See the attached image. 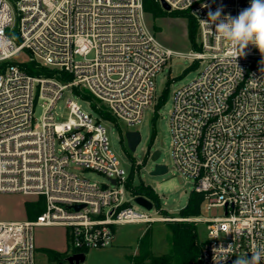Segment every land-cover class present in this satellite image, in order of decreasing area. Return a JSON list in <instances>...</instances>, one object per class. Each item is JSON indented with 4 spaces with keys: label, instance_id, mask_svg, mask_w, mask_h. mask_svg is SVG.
Here are the masks:
<instances>
[{
    "label": "built area",
    "instance_id": "1",
    "mask_svg": "<svg viewBox=\"0 0 264 264\" xmlns=\"http://www.w3.org/2000/svg\"><path fill=\"white\" fill-rule=\"evenodd\" d=\"M164 1L197 21L196 50L165 45L146 21L143 0H0V39L15 36L0 51V194L44 202L33 219H0V264H35L37 226L65 227L78 252L112 245L117 225L164 219L134 201L104 118L72 99L67 120H56L55 108L66 88L85 89L117 125L135 126L156 105V76L173 57L203 64L173 92L174 167L194 180L207 208H224L222 216L197 218L208 225L199 261L234 264L264 244V55L250 44L236 60L215 24L202 23L217 9L221 19L236 17L251 0ZM30 59L57 75L28 73L19 63Z\"/></svg>",
    "mask_w": 264,
    "mask_h": 264
},
{
    "label": "rangeland",
    "instance_id": "2",
    "mask_svg": "<svg viewBox=\"0 0 264 264\" xmlns=\"http://www.w3.org/2000/svg\"><path fill=\"white\" fill-rule=\"evenodd\" d=\"M168 11V10H167ZM147 23L154 29L157 37L168 47L175 50H196L188 36L189 18L184 15L159 14L154 16L145 11ZM201 62H193L185 57H173L168 64L156 76V93L158 101L144 112L140 123L135 126H126L123 121L102 120L107 130V135L113 151L120 157L122 164L132 176L133 184L144 183L151 186L158 194L159 207L156 204L148 210L151 215H160L162 220L151 223H128L117 226L113 243L102 248H91L86 252V259L82 264H131L130 256L139 253V240L146 230L151 232V244L149 250L152 256H168L190 252L198 253L200 243L207 238L208 225L197 220L200 215L222 216L223 207L207 208V202L200 204L199 214H181V210L187 205L189 195L194 190V180L183 176L174 167L172 158V133L170 128V112L173 103V92L181 85L193 80L202 69ZM80 92L90 95V99L97 108L107 110L101 102L93 97L85 89ZM162 95H165L162 102ZM72 99L84 112L98 117V111L91 105L90 100L77 94L71 87L64 90L62 97L55 108L56 120L65 121L69 115L67 102ZM43 109L38 104L35 117L41 119ZM122 129L138 130L141 141L135 150H125L122 142ZM126 145V142L124 143ZM127 146V145H126ZM155 149L160 150L157 162L166 164L168 171L164 174H150L155 161H152L148 153ZM77 172L99 182H105L103 174L83 168H76ZM129 197V196H127ZM25 200H37L33 196H25L20 193L0 194V218L5 220L31 219L25 215ZM138 210L145 211L141 206L134 204ZM170 218V219H166ZM171 222L190 223L192 227L174 225ZM36 251L35 264H68L62 260H51L45 248H53L62 251L67 247L65 230L62 226H37L34 229ZM65 257V256H64ZM150 259H146L148 264Z\"/></svg>",
    "mask_w": 264,
    "mask_h": 264
},
{
    "label": "trees",
    "instance_id": "3",
    "mask_svg": "<svg viewBox=\"0 0 264 264\" xmlns=\"http://www.w3.org/2000/svg\"><path fill=\"white\" fill-rule=\"evenodd\" d=\"M144 10L146 12L152 13L154 16L159 14H171L174 13V15H184L189 18L188 21V36L190 41L193 44V47H196L195 39H196V32H197V21L195 18L190 14L188 10H170L167 11L162 8L159 0H143ZM19 65L28 73L33 75H57V73L47 67L38 64L34 60L30 59L27 62L19 63ZM63 78L64 80L68 79L67 75H61L59 76ZM74 91L79 94L80 96L90 100L91 105L98 111L99 116H101L104 119L107 120H113L115 121L114 117L109 113L107 110H102L100 108H97L94 102L90 99L89 94H85L83 92H80L77 88L74 89ZM162 102L164 101L165 95H162ZM120 132L122 134V142L124 145L125 150H129L127 146L124 144V131L120 129ZM132 176H128L126 187L127 189L132 192L133 194H143L150 199H152L156 206L159 207V197L157 192L148 185H145L144 183L139 184H133L132 182ZM203 194L200 192H197L195 190L191 191L187 205L181 210V214L183 215H189V214H199L200 212V204L203 201ZM25 209L27 212V215L29 218L33 219L38 214H40L44 209V202L42 198H39L35 201L27 200L24 203ZM174 225H183L186 227H192V224L190 223H178V222H171ZM151 244V232L150 230H146L143 236L139 240V253L136 255L130 256V262L131 264H145L146 259H150L148 264H201L199 261V253H200V245H199V252L198 253H190L185 252L179 254H176L175 256L173 253H170V257L168 256H152L151 251L149 250V246ZM76 249L72 248L70 244H68V250L65 253L58 252L51 248H45V251L49 258L51 260H62L64 256L67 255L68 252H74ZM85 252H87V249H84Z\"/></svg>",
    "mask_w": 264,
    "mask_h": 264
},
{
    "label": "clouds",
    "instance_id": "4",
    "mask_svg": "<svg viewBox=\"0 0 264 264\" xmlns=\"http://www.w3.org/2000/svg\"><path fill=\"white\" fill-rule=\"evenodd\" d=\"M221 11L217 9L214 13L209 12V19L202 23L208 27L215 24L217 38L228 42L229 50L236 60L245 55V49L250 44L264 55V0H251L250 7L242 10L236 17L228 15L221 19ZM14 39L15 36L0 39V51L7 48ZM262 261L264 244H259L254 247L251 258L247 254L238 256L234 264H261Z\"/></svg>",
    "mask_w": 264,
    "mask_h": 264
},
{
    "label": "water",
    "instance_id": "5",
    "mask_svg": "<svg viewBox=\"0 0 264 264\" xmlns=\"http://www.w3.org/2000/svg\"><path fill=\"white\" fill-rule=\"evenodd\" d=\"M161 6L163 9L170 11V6L164 0H161ZM124 139L127 148L132 151L135 150L136 146L141 141V134L138 130L129 129L124 132ZM150 156L152 161L156 162L150 174L159 175V174H164L168 171V167L166 164L157 162V159L160 156L159 149H155ZM112 181L115 183L114 179H112ZM134 201L148 210L153 208V201L149 197L143 194H136V196L134 197ZM82 206H83L82 204L75 205V208L79 209ZM85 259H86L85 251L70 252L68 255L64 257V261H66L68 264H82L84 263Z\"/></svg>",
    "mask_w": 264,
    "mask_h": 264
},
{
    "label": "crops",
    "instance_id": "6",
    "mask_svg": "<svg viewBox=\"0 0 264 264\" xmlns=\"http://www.w3.org/2000/svg\"><path fill=\"white\" fill-rule=\"evenodd\" d=\"M26 196V195H25ZM26 201V200H25ZM24 208H25V205H24ZM26 209H25V215H26ZM0 219H2V218H0ZM2 220H5V219H2ZM24 220V219H23ZM122 225V224H121ZM117 226H119V225H117ZM117 226L115 227V229L117 228ZM63 227V226H62ZM64 228V230H65V236H66V240H67V247H65L62 251H58V250H56V249H54V250H56V251H58V252H62V253H65V252H67V250H68V244H69V236H68V230L65 228V227H63ZM139 247V246H138ZM47 248H49V247H47ZM51 249H53V248H51ZM139 249V248H138ZM70 252H68L67 253V255L69 254ZM133 255H136V254H133ZM131 263V262H130Z\"/></svg>",
    "mask_w": 264,
    "mask_h": 264
},
{
    "label": "flooded vegetation",
    "instance_id": "7",
    "mask_svg": "<svg viewBox=\"0 0 264 264\" xmlns=\"http://www.w3.org/2000/svg\"><path fill=\"white\" fill-rule=\"evenodd\" d=\"M149 155H151L150 153H148Z\"/></svg>",
    "mask_w": 264,
    "mask_h": 264
}]
</instances>
